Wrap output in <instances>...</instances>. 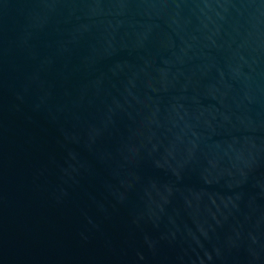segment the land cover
Instances as JSON below:
<instances>
[{
	"label": "water",
	"instance_id": "obj_1",
	"mask_svg": "<svg viewBox=\"0 0 264 264\" xmlns=\"http://www.w3.org/2000/svg\"><path fill=\"white\" fill-rule=\"evenodd\" d=\"M0 264H264V0H0Z\"/></svg>",
	"mask_w": 264,
	"mask_h": 264
}]
</instances>
